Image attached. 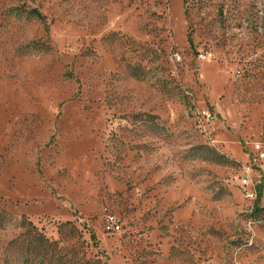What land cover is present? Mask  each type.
Masks as SVG:
<instances>
[{"label":"rangeland","instance_id":"obj_1","mask_svg":"<svg viewBox=\"0 0 264 264\" xmlns=\"http://www.w3.org/2000/svg\"><path fill=\"white\" fill-rule=\"evenodd\" d=\"M256 143L264 0H0V264H264Z\"/></svg>","mask_w":264,"mask_h":264},{"label":"built area","instance_id":"obj_2","mask_svg":"<svg viewBox=\"0 0 264 264\" xmlns=\"http://www.w3.org/2000/svg\"><path fill=\"white\" fill-rule=\"evenodd\" d=\"M255 151L257 153V157L254 158V160L257 162L264 161V146L261 143H256ZM258 168V178H255L252 174L253 171L257 170L253 166L245 167L241 177H240V185L244 190L245 196L248 199L255 200L258 197V190L262 185V173L264 170L263 165H259ZM260 168L262 171H260ZM251 187V188H250ZM122 228V224L120 223V220L114 216V215H108L105 220V229L109 232H118Z\"/></svg>","mask_w":264,"mask_h":264},{"label":"trees","instance_id":"obj_3","mask_svg":"<svg viewBox=\"0 0 264 264\" xmlns=\"http://www.w3.org/2000/svg\"><path fill=\"white\" fill-rule=\"evenodd\" d=\"M260 204H261V191H260V193H259V197H258V199L256 200V203H255V208H259L260 207ZM4 219H1L0 218V225H3L4 224ZM38 241H40L41 242V240L39 239Z\"/></svg>","mask_w":264,"mask_h":264}]
</instances>
